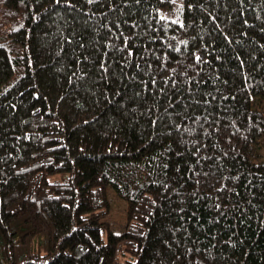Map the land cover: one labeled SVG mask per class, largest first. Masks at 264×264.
<instances>
[{"label":"trees","instance_id":"1","mask_svg":"<svg viewBox=\"0 0 264 264\" xmlns=\"http://www.w3.org/2000/svg\"><path fill=\"white\" fill-rule=\"evenodd\" d=\"M174 4L0 0V264H264V0Z\"/></svg>","mask_w":264,"mask_h":264},{"label":"rangeland","instance_id":"2","mask_svg":"<svg viewBox=\"0 0 264 264\" xmlns=\"http://www.w3.org/2000/svg\"><path fill=\"white\" fill-rule=\"evenodd\" d=\"M174 2V7L169 15L171 18H175L177 16L181 0H174ZM107 197L110 209L106 220L112 230L121 233L126 222L125 203L120 200L112 190H108Z\"/></svg>","mask_w":264,"mask_h":264}]
</instances>
